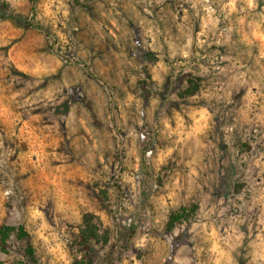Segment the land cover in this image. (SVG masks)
I'll use <instances>...</instances> for the list:
<instances>
[{
	"label": "rangeland",
	"instance_id": "374dc122",
	"mask_svg": "<svg viewBox=\"0 0 264 264\" xmlns=\"http://www.w3.org/2000/svg\"><path fill=\"white\" fill-rule=\"evenodd\" d=\"M263 162L264 0H0V264H264Z\"/></svg>",
	"mask_w": 264,
	"mask_h": 264
},
{
	"label": "trees",
	"instance_id": "16d2710c",
	"mask_svg": "<svg viewBox=\"0 0 264 264\" xmlns=\"http://www.w3.org/2000/svg\"><path fill=\"white\" fill-rule=\"evenodd\" d=\"M16 230L19 233H21V232H23V227L22 226L15 227L13 225H0V250L6 249V243H7V240L9 238L10 234ZM27 254H28V257L30 260H32L35 263L37 262L35 254H34L33 249L31 247H29L27 249Z\"/></svg>",
	"mask_w": 264,
	"mask_h": 264
},
{
	"label": "crops",
	"instance_id": "0c3cea01",
	"mask_svg": "<svg viewBox=\"0 0 264 264\" xmlns=\"http://www.w3.org/2000/svg\"><path fill=\"white\" fill-rule=\"evenodd\" d=\"M261 163H262V162H261ZM263 164H264V162H263ZM210 170H211V169H210ZM211 171H212V170H211ZM190 264H195V262H193V263H192V262H190Z\"/></svg>",
	"mask_w": 264,
	"mask_h": 264
}]
</instances>
